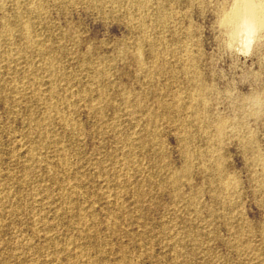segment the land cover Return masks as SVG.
I'll list each match as a JSON object with an SVG mask.
<instances>
[{
    "label": "rangeland",
    "instance_id": "rangeland-1",
    "mask_svg": "<svg viewBox=\"0 0 264 264\" xmlns=\"http://www.w3.org/2000/svg\"><path fill=\"white\" fill-rule=\"evenodd\" d=\"M230 1L0 0V264H264V32L231 43Z\"/></svg>",
    "mask_w": 264,
    "mask_h": 264
},
{
    "label": "bare ground",
    "instance_id": "bare-ground-1",
    "mask_svg": "<svg viewBox=\"0 0 264 264\" xmlns=\"http://www.w3.org/2000/svg\"><path fill=\"white\" fill-rule=\"evenodd\" d=\"M217 20L231 43L240 40L242 47L249 50L254 37L264 32V0H231L229 4L221 5ZM262 95V93L254 91L244 100L254 109L261 105ZM226 128V121H222L217 127L216 138L221 140L225 138ZM234 136L239 143L251 140H245V136L238 130L234 132ZM254 161H259L264 168V155L258 152V149L255 150ZM220 187L223 190L232 188L229 182H224ZM261 187L264 191V179L261 182Z\"/></svg>",
    "mask_w": 264,
    "mask_h": 264
}]
</instances>
